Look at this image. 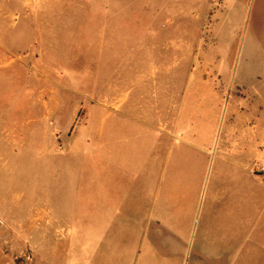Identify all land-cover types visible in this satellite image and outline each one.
I'll list each match as a JSON object with an SVG mask.
<instances>
[{"label": "rangeland", "instance_id": "1", "mask_svg": "<svg viewBox=\"0 0 264 264\" xmlns=\"http://www.w3.org/2000/svg\"><path fill=\"white\" fill-rule=\"evenodd\" d=\"M28 5L37 14L27 24L22 19L13 37H32L27 25L42 42L13 50L23 64L7 80L0 76V201L8 203L0 202V252L6 259L134 264L113 256L133 253V227L122 226L123 236L102 222L98 193L95 205L86 206V189L100 185L90 166L101 167L100 159H87L100 151L103 133L149 138L156 127L163 137L199 139L208 157L205 194L182 264H264V0ZM179 122L187 129H176ZM105 123L110 129H102ZM240 142L246 148L236 150L251 160L228 178L233 164L213 166L212 157L232 154ZM159 245L154 240L157 256L148 264H173Z\"/></svg>", "mask_w": 264, "mask_h": 264}, {"label": "crops", "instance_id": "2", "mask_svg": "<svg viewBox=\"0 0 264 264\" xmlns=\"http://www.w3.org/2000/svg\"><path fill=\"white\" fill-rule=\"evenodd\" d=\"M28 4L29 0H0V74H2L0 76H5L6 80L9 72L14 73L15 65L23 64V61L13 59V50L19 48L24 50L26 47L27 51L42 42L38 31H31L27 25L24 26L26 33L29 32L30 35L31 32L32 37L27 35L20 40L13 37V28L18 27L17 24L22 19H24L22 22L27 24L32 16ZM33 13L36 16L37 12ZM187 100L185 98L182 106L187 104ZM190 124L197 130L204 129L200 122ZM103 125L102 129H110L109 124ZM187 126L179 122L176 129L183 131ZM152 130L149 138L132 136L125 138L120 137L119 133L115 136L102 134L100 151L87 159V161L100 159L101 167L95 165L97 162L93 163V168L90 166L91 170L94 169L92 175L96 178L100 176V185L86 189V206L91 209L95 205L94 193H98L103 209L96 216L102 222L113 225L116 233L123 236L125 234L122 226L133 227V253L113 256L131 257L134 264H148L150 257L157 256L153 242L158 240L162 243L158 249L160 248L161 252L163 250V256L166 259L173 258V264H182L189 253L191 228L199 209V202L205 194L203 185L208 157L205 155V145L199 139L190 143L187 138L182 137L183 133L174 139L172 134L167 136V133L163 137L162 133L157 132L156 127ZM244 140L247 143V139ZM245 143L234 145L232 147L234 154L214 155L213 166L222 161L230 162L233 165L227 164V175L228 178L235 177L238 174L237 170L242 171L246 162L251 160L249 157L244 158L243 154L236 150L239 148L244 152L247 145ZM125 145H128V149ZM185 163L192 164L190 170L179 169ZM219 163L216 166L220 167ZM103 178H106V181H102ZM0 202L8 204L7 200ZM130 210L131 215L126 213ZM0 264L13 263L0 252Z\"/></svg>", "mask_w": 264, "mask_h": 264}]
</instances>
